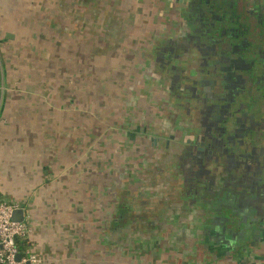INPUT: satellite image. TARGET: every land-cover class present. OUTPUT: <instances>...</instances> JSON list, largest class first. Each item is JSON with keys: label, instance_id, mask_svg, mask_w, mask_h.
<instances>
[{"label": "rangeland", "instance_id": "rangeland-1", "mask_svg": "<svg viewBox=\"0 0 264 264\" xmlns=\"http://www.w3.org/2000/svg\"><path fill=\"white\" fill-rule=\"evenodd\" d=\"M256 1L246 3L253 8ZM35 3L26 2L27 8L19 9L16 16L24 22L20 28L28 31L27 36L20 31L18 35H31L35 40L34 49L27 46L23 50L30 58L24 67L27 72L30 68L28 75L34 82L27 88L50 94L54 123L68 121L79 126L69 131L67 142L60 143L52 137L54 146L58 142L57 147L70 152L66 161L74 158L75 164L81 153L87 163L93 162L95 170L99 167V173L91 177L99 182L94 199L99 202L102 233L115 237L110 243L115 242L112 248L117 250V258H104L102 264H128L120 257L123 255L134 259L133 264H207L213 260L208 253L215 247L221 252L244 253L242 264H264V236L252 241V234L246 238L251 240L248 243L239 240L236 237L241 233L250 232L245 224L227 214L228 219L220 218L219 222L223 227L228 225L226 238L235 241V246L223 245L218 239L223 232L211 220L225 217L223 210L237 213L238 207L245 204L243 216L261 217L264 221V203L260 210H252L241 196L243 188L250 184L248 179H233L229 163H221L218 156H199L190 130L203 128L197 120L201 114L193 111L204 109L205 104L194 99L190 91H170L175 77L186 79L189 76L184 75L191 74L190 79H194L201 74L195 61L198 49L191 36L198 26L191 19L198 17V2ZM25 11L32 16L27 17ZM45 11V17L39 18ZM41 117L39 113L38 122ZM77 131L79 135L74 134ZM86 162L87 174L94 168ZM69 166L68 162L62 170ZM81 180L84 183L90 177ZM254 193L264 197V192ZM250 199L256 200L254 196ZM122 204L128 208L117 223L115 218ZM112 216L115 223L107 225ZM236 232L240 235L234 236ZM109 245L101 243L100 250H108ZM86 249L87 245H83L81 258Z\"/></svg>", "mask_w": 264, "mask_h": 264}, {"label": "crops", "instance_id": "crops-1", "mask_svg": "<svg viewBox=\"0 0 264 264\" xmlns=\"http://www.w3.org/2000/svg\"><path fill=\"white\" fill-rule=\"evenodd\" d=\"M30 1L36 5L35 2L47 0H0V201L18 203L25 210V220L33 229L28 238L29 252L41 260L40 264H102L104 258H117V250L112 248L116 247L115 242L110 243L113 238L112 241H115V237L111 233L108 236L102 233L99 202L94 199L99 182L91 177L99 173V167L95 170L93 162L90 163L94 169L86 174V160L81 153L76 157L75 164H72L74 158L66 161L65 157L70 152L62 151L57 144L67 142L69 131L75 126L77 130L79 126L68 121L60 125L54 123L55 110L49 100L50 94L27 88L34 82L33 76L28 75L30 68L27 72L24 67L25 61L29 64L30 58L23 50L27 46L34 49L35 40L31 35H18L17 31H20L27 36L28 31L20 28L24 22H20L16 16L19 9L27 8L26 2ZM24 13L27 17L31 15L27 11ZM46 13L38 17H45ZM39 113L42 115L40 122L37 121ZM54 130L58 133H54ZM75 133L79 135L78 131ZM53 136L58 141L55 146ZM68 162L70 166L62 170ZM90 164L87 163L88 167ZM84 176H89L90 180L83 183L81 177ZM127 208L125 204L120 206L121 213L115 218L117 223L123 219L122 213ZM113 219V216L108 218L107 225L115 223ZM251 224H245L247 229L254 226ZM224 231L226 238L229 231ZM261 233L258 239L264 236ZM252 234L242 233V239L248 243L250 238H246ZM105 242L110 244L109 249L102 252L100 244ZM83 245H87V249L81 258ZM229 246L234 247L235 243ZM72 249L80 251V254L72 252ZM243 254L240 251L221 252L215 247L208 253L213 260L207 264H242L241 258L245 259ZM120 257L127 259L125 262L129 261L128 264L134 263V259L127 255ZM199 258L202 257L199 255Z\"/></svg>", "mask_w": 264, "mask_h": 264}, {"label": "flooded vegetation", "instance_id": "flooded-vegetation-1", "mask_svg": "<svg viewBox=\"0 0 264 264\" xmlns=\"http://www.w3.org/2000/svg\"><path fill=\"white\" fill-rule=\"evenodd\" d=\"M196 1L200 5L198 17L191 19L198 26L191 36L198 49L195 61L201 74L197 73L194 79H190L191 74L184 75L189 76L186 79L175 77L170 91H190L194 99L203 101L205 108L193 111L201 114L197 120L203 128L190 130L191 140L195 138L197 142V153L207 158L218 156L221 163H229L233 179H248L250 184L241 192L243 202L252 210H260L264 197L256 196L254 191L259 195L264 192V0H257L253 8L248 7L246 0ZM189 10L192 15V8ZM253 196L256 200L250 199ZM241 206L237 213L223 210L225 217L211 220L221 232L228 229L227 224L223 227L219 222L220 218L227 220V214L243 225L252 223L254 226L246 229L254 233L253 241L260 232L264 233L263 219L243 216L245 204ZM224 232L218 239L229 246L232 242L224 237ZM236 238L242 239V233Z\"/></svg>", "mask_w": 264, "mask_h": 264}, {"label": "built area", "instance_id": "built-area-1", "mask_svg": "<svg viewBox=\"0 0 264 264\" xmlns=\"http://www.w3.org/2000/svg\"><path fill=\"white\" fill-rule=\"evenodd\" d=\"M22 208L18 203L0 201V264H40L41 260L32 252L23 256L17 247V237L29 238L32 226L26 220H14L16 209ZM22 257L18 260V255Z\"/></svg>", "mask_w": 264, "mask_h": 264}, {"label": "trees", "instance_id": "trees-1", "mask_svg": "<svg viewBox=\"0 0 264 264\" xmlns=\"http://www.w3.org/2000/svg\"><path fill=\"white\" fill-rule=\"evenodd\" d=\"M251 232V231H249ZM250 236V235H249ZM16 244L18 247L19 252L25 256L29 251L30 241L26 237H17Z\"/></svg>", "mask_w": 264, "mask_h": 264}, {"label": "water", "instance_id": "water-1", "mask_svg": "<svg viewBox=\"0 0 264 264\" xmlns=\"http://www.w3.org/2000/svg\"><path fill=\"white\" fill-rule=\"evenodd\" d=\"M14 220L23 222L25 220V210L23 208L16 209L13 215ZM22 257L21 254L18 255V260Z\"/></svg>", "mask_w": 264, "mask_h": 264}]
</instances>
